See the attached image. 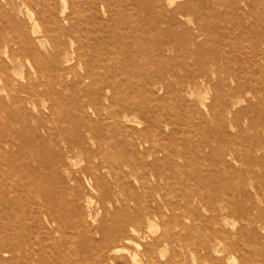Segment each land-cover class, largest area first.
<instances>
[{
    "label": "rangeland",
    "instance_id": "obj_1",
    "mask_svg": "<svg viewBox=\"0 0 264 264\" xmlns=\"http://www.w3.org/2000/svg\"><path fill=\"white\" fill-rule=\"evenodd\" d=\"M8 36L0 264H264V0H0Z\"/></svg>",
    "mask_w": 264,
    "mask_h": 264
},
{
    "label": "bare ground",
    "instance_id": "obj_2",
    "mask_svg": "<svg viewBox=\"0 0 264 264\" xmlns=\"http://www.w3.org/2000/svg\"><path fill=\"white\" fill-rule=\"evenodd\" d=\"M51 44H52V48L55 49V45H57V44H55L53 42H51ZM82 45H83L82 40L77 39V45L75 46L74 58H76L82 62L83 74L88 75L89 74V71H88L89 67L85 62V59H86L85 54L86 53L84 50H83L84 52H82ZM23 52L26 54L28 53V51L26 49H23V47H20L18 45V43L9 36L7 38L3 39L2 41H0V69L4 73V76L1 77V79H0V91H2L4 93V95L7 96V98L11 97V95H12L10 93L11 91L15 92V93H17V92L21 93L24 91V86L20 85V84H15V81H14L15 77H13L15 75L19 76L20 75L19 73L22 74V72H19L20 70L18 71L17 68L15 69V65L20 64L19 57L20 58L22 57L21 53H23ZM1 54H4V59H3V57H1ZM10 67L14 68L15 70H13L12 72H8ZM36 70L39 74L42 73L40 67L37 66ZM30 100L31 99H25V100L22 99V102L30 103ZM147 150L152 152L153 151L152 146H148ZM136 153H137V151H136ZM153 156L155 157L154 154H153ZM128 167L129 168H128L126 173L131 174V175H135V177L137 179V176H136L137 172L135 171V169L131 166H128ZM161 178H163V175L160 172H149V173H147L145 175L143 174L141 176L142 181L140 184L141 185H150L148 180H152V181L156 182V181H159ZM151 184L157 185V184H153V183H151ZM155 190H156L155 187L152 186L151 187V193H154ZM188 198L189 197H185V199H188ZM131 200H133V198H131ZM169 206H170L171 211H173L174 206L172 204H170ZM158 213H159V211H158ZM155 214L158 215L157 214V208H153L152 211L148 212L147 220H149V215H155ZM175 220L177 222V219H175ZM211 223L213 224V221H211ZM164 230H165L164 234H166L165 240L167 242L176 243L175 241L178 242V240H180V239H176L181 235L180 233H176V232L165 233L166 229H164ZM135 231L136 230L134 228L130 229V233L135 232ZM124 239L126 242H129V238L127 236H125ZM180 241H181L182 247H187L188 243L186 242V240H180Z\"/></svg>",
    "mask_w": 264,
    "mask_h": 264
}]
</instances>
